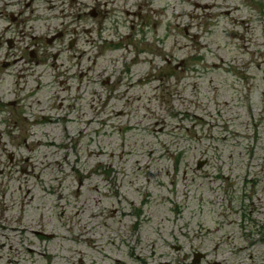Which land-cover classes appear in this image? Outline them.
Instances as JSON below:
<instances>
[{
  "label": "rangeland",
  "instance_id": "rangeland-1",
  "mask_svg": "<svg viewBox=\"0 0 264 264\" xmlns=\"http://www.w3.org/2000/svg\"><path fill=\"white\" fill-rule=\"evenodd\" d=\"M257 11L218 26L157 17L129 41L141 61L133 79L118 76L128 60L114 68L101 39L84 44L80 71L66 38L49 48L64 67H49L37 95L33 82H1L0 264H264L262 0ZM41 25H14L20 47L45 45ZM86 65L95 78L79 92Z\"/></svg>",
  "mask_w": 264,
  "mask_h": 264
},
{
  "label": "flooded vegetation",
  "instance_id": "flooded-vegetation-1",
  "mask_svg": "<svg viewBox=\"0 0 264 264\" xmlns=\"http://www.w3.org/2000/svg\"><path fill=\"white\" fill-rule=\"evenodd\" d=\"M217 1L171 0V6L163 10L160 7L156 8L158 0H0V83L5 81L16 83V81L23 80L29 89V85L33 82L35 87L30 93L31 96L37 95L40 88H43L40 86L39 80L48 74L49 67H64V63L58 64L62 50L54 51L53 62L49 63L52 52L49 51V48H53L54 45L63 42L66 38V50L73 54L75 65L80 71L83 67V59L86 58L87 63L91 62V57H86L87 51L84 44L95 47L96 41L101 39L99 47L102 48L105 44L111 53H115L114 68L118 67L120 60L123 62L128 60L126 65H121L122 69L118 76L120 77L123 73L126 79L128 77L133 79L137 74L135 68L140 65L141 61L138 58L136 47L131 49L129 41H133L134 44L140 43V40L145 38L146 24L158 18L160 20L169 18L167 13H171V19L178 20L185 16L199 22H215L217 26L222 19L230 23L257 20L258 0H245L234 11L225 9L221 13L215 14L211 5ZM262 2L264 4V0ZM242 5L243 7H241ZM242 9H245V12L242 13ZM175 10L180 12H175ZM65 19L75 23L70 35H68ZM86 20L92 21V25L88 28H86ZM28 22H41L43 25L40 28L45 29L46 34L51 32L49 36L44 37V46L29 43L20 47L23 44L20 40L17 41V27L14 25L20 23L25 28V23ZM189 33L190 31L187 30L186 36ZM223 33L225 34V31ZM85 36H88L89 40L83 43L82 39ZM30 40L32 41L34 38L30 37ZM119 52L121 54H118ZM96 59L97 56H95L93 66L96 64ZM169 64L170 62L166 60L165 65ZM185 65L184 61L181 62L180 65L175 66L174 72L181 71V67ZM93 66L86 65L85 70L89 72V78L78 84L76 89L79 92L80 89L85 90L92 84L91 79L95 78L92 73ZM70 67L71 65L66 66L65 69ZM115 74L110 73L107 79V83L113 84L114 87L120 86L123 82L116 78ZM116 91L117 89H114L112 94ZM10 103L17 105V102L13 100ZM15 161L19 163L21 160H17V156L13 153L8 154L6 158L8 167H13ZM1 166L0 161V176L4 173Z\"/></svg>",
  "mask_w": 264,
  "mask_h": 264
},
{
  "label": "bare ground",
  "instance_id": "bare-ground-1",
  "mask_svg": "<svg viewBox=\"0 0 264 264\" xmlns=\"http://www.w3.org/2000/svg\"><path fill=\"white\" fill-rule=\"evenodd\" d=\"M49 122H52L51 120H49ZM16 223H17V221H16ZM34 226H36V223L34 222ZM15 229H17L16 227H12V230H15ZM10 250H11V248H10ZM80 261H81V259H80Z\"/></svg>",
  "mask_w": 264,
  "mask_h": 264
},
{
  "label": "water",
  "instance_id": "water-1",
  "mask_svg": "<svg viewBox=\"0 0 264 264\" xmlns=\"http://www.w3.org/2000/svg\"><path fill=\"white\" fill-rule=\"evenodd\" d=\"M200 256L197 257V261H199Z\"/></svg>",
  "mask_w": 264,
  "mask_h": 264
}]
</instances>
